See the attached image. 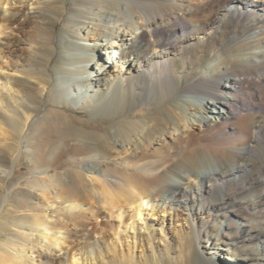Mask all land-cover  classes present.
<instances>
[{
	"label": "bare ground",
	"instance_id": "6f19581e",
	"mask_svg": "<svg viewBox=\"0 0 264 264\" xmlns=\"http://www.w3.org/2000/svg\"><path fill=\"white\" fill-rule=\"evenodd\" d=\"M50 126L89 151L17 207ZM262 232L264 0H0V264H264Z\"/></svg>",
	"mask_w": 264,
	"mask_h": 264
},
{
	"label": "rangeland",
	"instance_id": "374dc122",
	"mask_svg": "<svg viewBox=\"0 0 264 264\" xmlns=\"http://www.w3.org/2000/svg\"><path fill=\"white\" fill-rule=\"evenodd\" d=\"M67 112L73 116L74 118L83 121V122H87L89 124H95L100 126V129L104 127V125L102 124V121L106 120V117L102 116V115H98L95 114L90 108L86 109V110H70V109H66ZM47 128V129H46ZM53 127H44L43 128V133L40 132L37 134V136H35V138H37V141H39L37 145L34 146V159H35V163L33 164H29L28 159L25 157L23 159V161L21 162L20 167H18L16 169V174L15 176L12 178V184H17V183H22V185L18 188V190L15 193V197L13 200V204L17 207H22V208H27L29 206V204H31L32 200H31V195L30 193L32 192V186L34 181H36V179L38 178V176H36V174H34V166L36 168V166L40 167L41 169L46 168V165H50L51 162L52 164L56 165L55 162H58L57 165L61 166V168H65L67 167V161H65V159L67 160L69 157H67L70 153H72L71 155H76V156H81L82 154H87V150L85 147L78 145L77 143H74V141H69L67 146H62L61 147V152H64V156H61L57 159L51 160L50 159V154H52V150L53 152L56 151V146H59L58 144H61L60 141V136L58 132L55 131H51V130H55ZM45 129V130H44ZM51 131V132H49ZM54 132V133H53ZM47 135V136H46ZM49 135V136H48ZM49 138V139H48ZM47 139V140H46ZM89 151V150H88ZM51 152V153H50ZM60 152V153H61ZM49 159V160H48ZM59 159H61L59 161ZM64 160V161H63ZM50 162V164L48 163ZM66 163V164H65ZM56 165V167L58 169H61L60 166L58 167ZM63 165V166H62ZM45 166V167H44ZM36 184V183H35ZM225 216L228 218L229 214L225 213ZM264 232H262L263 234ZM244 246V245H243ZM256 257V256H255Z\"/></svg>",
	"mask_w": 264,
	"mask_h": 264
}]
</instances>
